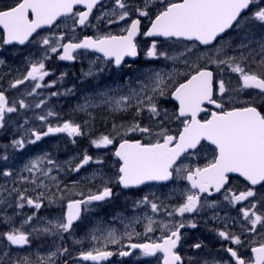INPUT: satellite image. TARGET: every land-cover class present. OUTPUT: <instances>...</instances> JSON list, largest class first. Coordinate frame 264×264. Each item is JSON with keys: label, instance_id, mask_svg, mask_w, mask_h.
<instances>
[{"label": "snow or ice", "instance_id": "snow-or-ice-1", "mask_svg": "<svg viewBox=\"0 0 264 264\" xmlns=\"http://www.w3.org/2000/svg\"><path fill=\"white\" fill-rule=\"evenodd\" d=\"M138 37L149 38L143 50ZM17 45L25 71L0 75V134L11 137L0 144V264H106L135 250L161 254V264H264V0H0V52ZM142 54L134 76L82 95L72 110L82 121L49 104L75 95L57 89L66 72L46 79L53 59L87 60L82 75L99 80ZM59 134L72 144L86 137L94 151L63 161L42 152L11 166ZM169 182L170 192L149 191L131 200V216H114L121 228L100 220L87 248L66 246L87 214L120 195L114 189ZM205 216L222 224L208 231L226 257L188 242L185 230Z\"/></svg>", "mask_w": 264, "mask_h": 264}, {"label": "rangeland", "instance_id": "rangeland-1", "mask_svg": "<svg viewBox=\"0 0 264 264\" xmlns=\"http://www.w3.org/2000/svg\"><path fill=\"white\" fill-rule=\"evenodd\" d=\"M2 52L3 53H0V58L4 59L5 61L8 58H13L15 56H19L20 57L21 54L23 53V52H15L13 50H8L6 52L5 51H2ZM26 54H23L21 56V58L24 59V57H25ZM18 64L19 63H17L15 61V65H11L10 67L0 66V75H3L5 73H11L12 77H16L17 74H18L17 71H16L17 69H19V72L20 73H23L25 71L24 63H21L20 62L19 67L17 68V65ZM65 69H67V70H63V71L62 70H59L60 73H62V72H66L67 73V72H70L72 70V69H69V67L68 68H65ZM135 72L136 71H132L131 73H129V71H126L124 73V78L125 77H128V76H134L135 75ZM112 76L113 75H110L107 72L105 74H103L101 76V79L102 80H101V86L100 87H103L105 85H113L114 86L115 84L120 83V82H122L124 80V78L121 79V80H118V78L116 77V80L114 81V79H112ZM73 79H75V78H73ZM0 83H2L5 88H7V79L6 78L4 80L0 81ZM24 87L25 86L22 85L21 86V89H23ZM9 94L10 95H18V92H17V90H10V93ZM75 106H76V103H73L72 105L70 104L69 107H68V109H73ZM61 138H62V136L56 135V138H53V142L56 143V142H59V140H63V138L62 139ZM42 152H49V153H51V147H50V144L48 142H47L46 146L44 147V149L42 151L36 153V154H39V153H42ZM78 153H80V152L70 151V152L67 153V157L69 159L70 157H72V156H74V155H76ZM36 154H34V155H36ZM73 179H76V176H74ZM73 179H71V180H73ZM4 180H6V178H4ZM71 180H69V182ZM0 181H1V179H0ZM42 215H44V214H42ZM118 215H121V214H116L114 216H118ZM131 215H126V216H131ZM107 219L108 218H106L104 215L98 216V217H94V214H92L90 217H88L87 219H85L84 222L80 224L79 228L76 229L75 235L73 237H70V240L71 241L69 242V246L68 247L70 249L87 248L89 246V244H88V241L85 239L86 233L88 232V230L91 227H93L94 225H96L97 221L103 220V224L101 225L102 227L115 226L117 228H121V225L118 222H116V223H118V225H117V224H115V222L112 223L113 222V219L112 220H107ZM203 220L207 222V217H205ZM136 230L137 231H142V228L138 225L136 227ZM193 234H194V232L191 233V235H193ZM195 234H199V233H195ZM159 235H160V233H158V235H156V236L149 235L148 238H150V239H156ZM148 238H145V239H148ZM78 239L79 240H83L84 241L83 244L74 245L73 244V241L74 240H78ZM194 239L197 240V238H194ZM192 242H194V241H192ZM186 250L189 252V249L187 248V246H186ZM205 254H207V253H205ZM147 263H149V264H160V260L159 259L154 260V259H151V258L138 256L137 260H134L131 263L130 262H125V261L124 262L115 261L113 264H147Z\"/></svg>", "mask_w": 264, "mask_h": 264}, {"label": "flooded vegetation", "instance_id": "flooded-vegetation-1", "mask_svg": "<svg viewBox=\"0 0 264 264\" xmlns=\"http://www.w3.org/2000/svg\"><path fill=\"white\" fill-rule=\"evenodd\" d=\"M7 2L10 3L11 0H7ZM87 34L93 35V34H96V33H93L92 30H88ZM139 40L141 41L142 50L145 49L148 46L149 42H150L149 40H146L143 37H141ZM144 62H146V61H145V58H144V56L142 54L141 55V61L139 63H137L136 66H141V65L144 64ZM128 63L131 64V67H123V71L122 72H124L126 70H129V69H133L132 68L133 63H130V62H128ZM151 63L153 65H155L157 63L162 64L163 62H155V61H153ZM79 66L84 70V68L88 67V63L87 62H83V63L80 62L79 63ZM48 68H50V67H48ZM205 162H206V160H205V158L203 156H201L198 160L194 161V163H198L201 166ZM182 183L185 184L186 182H183L182 181ZM237 183H238V179H237ZM172 186H174V185L172 184V185H168L166 187H164V186H155V187L158 188L159 193H163V192H166ZM114 191H116V189H114ZM123 204H124V202L123 201H119L117 199V197H116V198L113 199V201L111 203L104 205L100 210H98L99 211L98 214L99 213H102L105 216H107L109 214V212L107 211L108 208H119ZM44 213H47L49 215V212L48 211H45L44 209H42L41 210V214H44ZM223 214L224 213L221 212V215H223ZM232 214L235 215V212L233 211ZM213 226L222 227V224H219L218 222H212V221H207V222L204 221V220L199 221V227L198 228L185 230L187 232L188 242H192V241L195 242L197 240L203 241L205 244L208 245L209 249H211V253H210L211 256H224V257H226L227 254L220 250V245H221L222 242L217 237H215V235L212 232L208 231V229L211 228V227H213ZM193 232H194V234L191 235V233H193ZM195 233H199V234H195ZM149 235H151V234H149ZM194 238H197V240L194 239ZM184 251L186 253L188 252L186 250V246H185ZM137 254L140 255V252H137ZM160 256L161 255L157 256L156 259H159Z\"/></svg>", "mask_w": 264, "mask_h": 264}, {"label": "trees", "instance_id": "trees-1", "mask_svg": "<svg viewBox=\"0 0 264 264\" xmlns=\"http://www.w3.org/2000/svg\"><path fill=\"white\" fill-rule=\"evenodd\" d=\"M50 64H51V67H50V68H51L52 71L55 73V75H54V76H51L48 80L55 79V78H57V77L60 75V71L55 70V68H56V64H57V60H56V59H53V60L50 62ZM73 81H74V80H72V78L66 76V77L64 78L63 83L57 85V89H58L59 91L63 92L65 89H71V88L75 87V91H76V84H75ZM47 91H48V90H45V94H47ZM67 96H69V95H67ZM75 96H76V95L71 96V97H72V98H75ZM63 97H66V96L55 97L54 99H52L51 101H49V104H50V105H55V104H59V102H61L62 105L65 107V106L69 103V101H70L72 98H70V97H68V98H63ZM56 98H58V100H59V102H57V103H56V100H55ZM63 118H64V119L73 118V119H76V120H77L75 114L63 115ZM98 126H99V124H98ZM1 136L3 137V140H5V141H7V142H8L9 139L11 138V137L8 136V135H3V134H2Z\"/></svg>", "mask_w": 264, "mask_h": 264}, {"label": "water", "instance_id": "water-1", "mask_svg": "<svg viewBox=\"0 0 264 264\" xmlns=\"http://www.w3.org/2000/svg\"><path fill=\"white\" fill-rule=\"evenodd\" d=\"M67 63H73V62H67ZM110 260H111V258H110ZM110 260H109V261H110Z\"/></svg>", "mask_w": 264, "mask_h": 264}]
</instances>
